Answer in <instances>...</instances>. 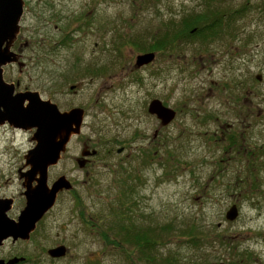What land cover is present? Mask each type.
Returning a JSON list of instances; mask_svg holds the SVG:
<instances>
[{
    "label": "rangeland",
    "instance_id": "rangeland-1",
    "mask_svg": "<svg viewBox=\"0 0 264 264\" xmlns=\"http://www.w3.org/2000/svg\"><path fill=\"white\" fill-rule=\"evenodd\" d=\"M24 1L22 43L30 45L21 49L23 67L4 68L5 80L19 79L63 109L79 106L86 117L81 134L49 169V186L66 177L73 189L59 193L41 222L35 233L41 243H6L0 258L149 264L100 234L122 240L114 211L125 208L130 221L122 225L170 227L161 232L160 261L221 264L233 261V245L248 251L244 264H264V155H251L252 149L264 154V0ZM244 8L240 17L236 11ZM208 10L224 21L207 42L181 41L161 53L154 48L165 34L173 39L182 20H201ZM55 15L71 21L66 31L55 28ZM43 17L51 19L47 28ZM65 33L71 43L63 48L58 41ZM154 52L157 62L138 70L137 56ZM72 85L79 86L75 94ZM154 99L177 112L168 127L149 114ZM34 133L0 128V197L16 202L11 219L26 205L21 174L30 169L25 156L36 145ZM83 143L100 151L89 176L76 163ZM108 147L115 149L112 157L104 154ZM146 154L154 155L149 163ZM233 205L240 215L229 221ZM83 214L99 221L86 227ZM59 246L66 256L52 259L49 250Z\"/></svg>",
    "mask_w": 264,
    "mask_h": 264
},
{
    "label": "water",
    "instance_id": "water-1",
    "mask_svg": "<svg viewBox=\"0 0 264 264\" xmlns=\"http://www.w3.org/2000/svg\"><path fill=\"white\" fill-rule=\"evenodd\" d=\"M24 8V0H0V125L8 123L14 128L35 130L32 140L36 145L25 156V166L30 169L21 174L26 205L18 220L9 217L14 200L0 197V247L10 238L15 241L29 240L38 222L54 208L59 193L73 189L66 177H60L49 186L48 174L49 169L61 161L71 139L81 134L85 120L83 109L61 112L56 104L43 100L39 93H15V86L5 81V67L12 64L24 66L20 61L21 55L13 50L21 33ZM155 57V53L137 56L136 67L151 64ZM258 79L261 80V77ZM148 112L157 117L162 127L169 126L177 116L175 110L158 99L150 103ZM91 155H97V151L82 152V157ZM238 217L239 209L237 205H233L227 212L226 219L235 221ZM48 254L52 259L63 258L67 254V248L59 246L49 250ZM19 261L20 259H14L6 262L0 258V264H15Z\"/></svg>",
    "mask_w": 264,
    "mask_h": 264
},
{
    "label": "trees",
    "instance_id": "trees-1",
    "mask_svg": "<svg viewBox=\"0 0 264 264\" xmlns=\"http://www.w3.org/2000/svg\"><path fill=\"white\" fill-rule=\"evenodd\" d=\"M244 9L237 10L236 13L240 16L243 17L244 14L242 13ZM234 14V13H233ZM193 16V19H184L182 20L181 26H176L175 28H178L176 34L173 36V39L168 37L167 34H165L161 39H157V44L154 46L155 49H157L158 52L161 53V51L170 48V45L172 47L177 48L178 42L181 41H195V40H206V42L210 39V36L212 33H215L218 29H222L223 21H224V16L221 15V13L218 11L216 12H211L208 10L203 14L201 17V20L203 19V23L200 22L201 20L197 17ZM234 20V19H233ZM223 32V31H222ZM204 38V39H203ZM209 44V43H208ZM173 49V50H174ZM146 159L144 163H149L151 162V159L154 158V155H147L146 154ZM164 165V164H162ZM122 205H124L122 203ZM114 214L117 216V218L120 220L119 224L117 225L118 229L120 230L121 233L117 234L118 236L122 237V240H113L111 239L107 232L102 230V235L103 240L106 243H109L110 245L114 246L115 248H120L124 252H126L130 258L131 256H134L135 253L139 252L141 254V260H146L149 264H173L171 260L166 261H160V258L158 256L160 255L159 249L160 247L162 248L164 245L161 242V232L168 231L170 227H158L156 229L149 227L147 229L141 228V227H133V226H125L122 225L123 220L130 221L129 218L126 217V212L125 208H123L120 211H114ZM85 226L88 227L96 225V221H99V219L92 222L87 219V217L83 214L82 215ZM91 222V223H90ZM102 228V226H100ZM194 229V228H193ZM157 231L156 236H157V241H153L152 238L153 235ZM131 244L134 245V248L129 251L127 248L123 247V245ZM231 244L230 242H227ZM153 249H157L156 253L157 256H154L151 254ZM230 251L233 253V261H227V262H222L221 264H244L246 260L249 259V254L248 251H240L238 247H234L231 245L229 247ZM245 257V258H244Z\"/></svg>",
    "mask_w": 264,
    "mask_h": 264
},
{
    "label": "flooded vegetation",
    "instance_id": "flooded-vegetation-1",
    "mask_svg": "<svg viewBox=\"0 0 264 264\" xmlns=\"http://www.w3.org/2000/svg\"><path fill=\"white\" fill-rule=\"evenodd\" d=\"M24 12H25V8H24ZM47 17V16H46ZM46 17L43 19L42 18V24H44L45 26V28H47V26L49 25V22H50V20L51 19H46ZM51 17V16H50ZM53 20L55 21V23H56V25H55V28L57 29V30H59V31H61V32H63V31H66V28H68L69 26H70V22L71 21H69L67 18H65V17H62V15H55V18H53ZM23 21V17H22V20H21V22ZM58 23V24H57ZM22 24V23H21ZM22 25H21V33H20V35L18 36V39H17V41H16V43H15V45H14V47H13V50L15 51V52H17V53H19L20 55H21V59L24 57L23 55H22V50L21 49H23V48H28L29 47V45H30V41H24V43H22L23 41H22V33H23V31H22ZM83 28H86L85 27V25H84V27ZM70 31H72L73 29H69ZM75 30H77V31H81L82 30V27L78 30V29H74V31ZM58 43H59V46L60 47H69L70 46V43H71V34H68V33H65V35L64 36H62L61 37V39L58 41ZM155 53V52H154ZM142 54H146V53H142ZM155 55H156V53H155ZM157 59H158V57H157V55H156V57H155V60L151 63V64H149V65H147V66H143V67H141V68H137L138 70H144V69H147L148 67H150V66H152L153 64H155L156 62H157ZM15 66H18L17 64H12V65H9V66H7V68H11V67H15ZM89 72V71H88ZM84 74H86V72H84ZM6 81V80H5ZM7 83H9V84H12V85H14L15 86V93H29V92H37V93H39V95H40V97L43 99V100H48V101H51L52 102V100H50V99H45V98H43L42 97V95H41V93L39 92V91H35V90H32V89H29L28 87H24L23 85H22V83H21V81L19 80V79H17V80H15V81H6ZM72 87H75L74 89H72ZM78 90H79V86L78 85H72L71 87H70V92L72 93V94H75V93H77L78 92ZM28 103H26V105H27ZM55 104V103H54ZM57 105V104H56ZM58 106V105H57ZM58 108H59V110L61 111V112H69V111H71V110H73V109H75V108H80L79 106H73V105H71V106H69V107H67L66 109H63V108H61V107H59L58 106ZM81 109V108H80ZM86 112V111H85ZM152 116V115H151ZM85 117H86V113H85ZM153 117H155V116H153ZM0 128H11L12 130H14V131H20V132H26V133H34L35 132V130H23V129H19V128H14V127H11L8 123H5L4 125H0ZM157 135V134H156ZM155 135V136H156ZM74 138V137H73ZM72 138V139H73ZM76 138V137H75ZM72 139H71V141H72ZM71 143V142H70ZM83 147H84V150L82 151V152H84V151H97V155H95V156H88V157H82V158H79V159H76V163H77V166H78V169L80 170V171H84V172H86V175L87 176H89V169H91L92 168V166H93V159L95 158V157H97L98 156V154H99V152L100 151H98V150H96V149H92V150H90V144L89 143H83ZM114 151H115V149L113 148H106L105 149V151H104V154L105 155H107L108 157H112V155H113V153H114ZM124 151H125V148L124 147H122V148H120V149H118L117 150V153L118 154H122V153H124ZM251 155L253 156V157H255L256 155L257 156H259V155H264V154H262V153H260V150H255V149H252L251 150ZM251 157V156H250ZM55 167V166H54ZM52 168V167H51ZM55 183V182H54ZM53 183V184H54ZM52 184V185H53ZM66 192H68V191H66ZM16 202L14 201V203H13V206H14V204H15ZM21 212H22V210L20 211V214H21ZM48 214V213H47ZM46 214V215H47ZM46 215L44 216V218L46 217ZM20 216V215H19ZM19 216H17L16 218H12L13 220H18V218H19ZM44 218L40 221V222H38V224H37V227H36V230L31 234V237H30V239L29 240H21V239H19V240H13L12 238H10V239H8L4 244H6V243H10V244H12V245H22V244H29L30 242H34V240L36 239L35 238V233H36V231L39 229V227H41V222L44 220ZM37 241H38V244H40L41 243V238H38V239H36ZM1 248V247H0ZM15 256H11V257H9V258H7V259H4L6 262H9V261H12V260H14V259H20V261L19 262H16L15 264H22V263H27L28 261H29V259L28 258H24V257H16V258H14ZM2 259V258H1Z\"/></svg>",
    "mask_w": 264,
    "mask_h": 264
}]
</instances>
